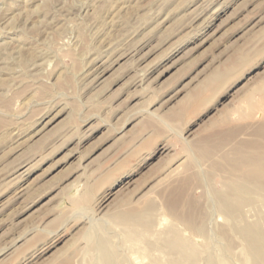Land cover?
Segmentation results:
<instances>
[{
  "label": "rangeland",
  "instance_id": "1",
  "mask_svg": "<svg viewBox=\"0 0 264 264\" xmlns=\"http://www.w3.org/2000/svg\"><path fill=\"white\" fill-rule=\"evenodd\" d=\"M255 238L264 0H0V264H264Z\"/></svg>",
  "mask_w": 264,
  "mask_h": 264
},
{
  "label": "bare ground",
  "instance_id": "2",
  "mask_svg": "<svg viewBox=\"0 0 264 264\" xmlns=\"http://www.w3.org/2000/svg\"><path fill=\"white\" fill-rule=\"evenodd\" d=\"M233 208L234 207L230 203H224L222 205V209L229 215L232 213ZM249 245L251 252L256 255V257L258 256L260 260L264 261V247H262L260 240H257L256 238L252 239L249 241Z\"/></svg>",
  "mask_w": 264,
  "mask_h": 264
}]
</instances>
